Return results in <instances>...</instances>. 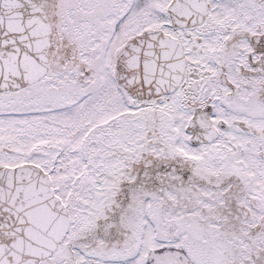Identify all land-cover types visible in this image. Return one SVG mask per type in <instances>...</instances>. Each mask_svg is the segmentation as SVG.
I'll return each mask as SVG.
<instances>
[{
	"label": "snow or ice",
	"instance_id": "1",
	"mask_svg": "<svg viewBox=\"0 0 264 264\" xmlns=\"http://www.w3.org/2000/svg\"><path fill=\"white\" fill-rule=\"evenodd\" d=\"M0 264H264V0H0Z\"/></svg>",
	"mask_w": 264,
	"mask_h": 264
}]
</instances>
